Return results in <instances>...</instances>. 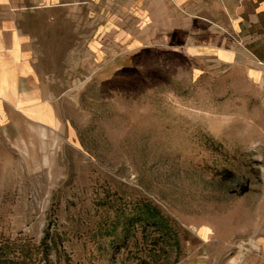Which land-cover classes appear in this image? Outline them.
<instances>
[{
    "label": "rangeland",
    "instance_id": "1",
    "mask_svg": "<svg viewBox=\"0 0 264 264\" xmlns=\"http://www.w3.org/2000/svg\"><path fill=\"white\" fill-rule=\"evenodd\" d=\"M60 58V123L0 132V264H264L255 59L106 36Z\"/></svg>",
    "mask_w": 264,
    "mask_h": 264
},
{
    "label": "crops",
    "instance_id": "2",
    "mask_svg": "<svg viewBox=\"0 0 264 264\" xmlns=\"http://www.w3.org/2000/svg\"><path fill=\"white\" fill-rule=\"evenodd\" d=\"M105 36L222 63L252 56L264 89V0H0V132L58 125L54 65L69 40Z\"/></svg>",
    "mask_w": 264,
    "mask_h": 264
}]
</instances>
